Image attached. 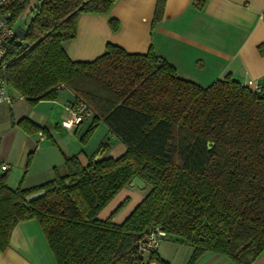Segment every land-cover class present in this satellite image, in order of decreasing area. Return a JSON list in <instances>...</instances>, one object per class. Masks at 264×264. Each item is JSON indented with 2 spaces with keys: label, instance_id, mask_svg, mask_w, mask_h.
Instances as JSON below:
<instances>
[{
  "label": "trees",
  "instance_id": "obj_1",
  "mask_svg": "<svg viewBox=\"0 0 264 264\" xmlns=\"http://www.w3.org/2000/svg\"><path fill=\"white\" fill-rule=\"evenodd\" d=\"M116 1L38 0L25 15L28 0L1 5L24 31L5 42L7 92L33 106L68 89L91 116L81 142L102 122L126 149L104 156V141L86 162L66 156V174L29 188L9 187L1 172L0 250L17 223L36 219L57 264H169L158 249H139L149 226L181 238L191 248L187 264L206 252L255 264L264 251V87L255 92L230 75L202 86L151 48L133 53L111 42L93 60H71L64 44L75 38L79 15L107 13ZM163 9L157 0L153 22ZM109 24L119 27L115 18ZM13 123L28 134L47 132L25 117ZM135 176L147 188L137 205L114 221L125 197L102 217Z\"/></svg>",
  "mask_w": 264,
  "mask_h": 264
},
{
  "label": "crops",
  "instance_id": "obj_2",
  "mask_svg": "<svg viewBox=\"0 0 264 264\" xmlns=\"http://www.w3.org/2000/svg\"><path fill=\"white\" fill-rule=\"evenodd\" d=\"M37 1L28 0L23 15ZM163 2V16L158 22H153L157 0H117L107 13L79 15L75 38L64 44L67 56L75 61H90L100 56L111 42L133 53L151 48L171 63L179 76L202 86L227 75L242 84L248 80L264 84V0ZM110 18L118 20L116 31L111 29ZM9 93L17 98L12 103L0 104V128L8 130L6 136L10 134L11 140L20 133L17 156L21 166L19 171H11L13 159L9 153H1L5 136L0 135V173L4 172L2 164L9 166V187L29 188L64 175L66 156L78 154L86 162L98 149L91 139L82 143L79 138L90 123V115H84L79 124L71 127L66 123L69 108L76 100L70 90L64 88L55 100H41L33 106L16 92ZM23 117L47 132L26 133L13 123ZM97 129L103 132V138H116L102 122L93 134ZM30 151L34 152L24 174ZM0 264H57L36 219L16 224L9 245L0 250ZM195 264L233 263L219 253L206 252ZM255 264H264V251Z\"/></svg>",
  "mask_w": 264,
  "mask_h": 264
},
{
  "label": "rangeland",
  "instance_id": "obj_3",
  "mask_svg": "<svg viewBox=\"0 0 264 264\" xmlns=\"http://www.w3.org/2000/svg\"><path fill=\"white\" fill-rule=\"evenodd\" d=\"M97 130L98 131H96L95 134H93L95 131L93 130L91 135L88 137L87 142L89 141V139H91V144L93 143L94 148L99 146L101 141L109 142V145L106 147V150L104 152V156L117 157L125 151L126 147L120 139H113L110 136H108V138H103V132H101L100 129ZM7 132L8 130L6 128H0V135L5 136L1 153H9V155L13 159V162H11V171L17 172L20 170L19 168H21V166H19L18 164L19 162L17 156L18 147L20 145V133L15 134L11 140L12 136H10V134L6 136ZM37 145L40 146V142ZM30 161L27 163L26 160V162L24 163V174L26 173L25 170L29 167ZM30 174L31 172L28 174V176ZM146 192L147 188L139 189L136 186H125L122 191L104 209V211H102V217L106 216V214H108L113 208H115L121 200H123L125 197H128L127 202L116 213L114 217V221L121 222L132 211V209L137 205V203L145 195ZM158 253L164 259H166L169 264H187V261L191 254V248L183 243L181 238L177 236H168L167 238L161 240Z\"/></svg>",
  "mask_w": 264,
  "mask_h": 264
},
{
  "label": "built area",
  "instance_id": "obj_4",
  "mask_svg": "<svg viewBox=\"0 0 264 264\" xmlns=\"http://www.w3.org/2000/svg\"><path fill=\"white\" fill-rule=\"evenodd\" d=\"M5 0H0V65L3 62L5 56V42L15 35V28L9 23V12H3L1 10V5ZM247 87L251 88L255 92H261L264 84L257 82L255 80H248L244 83ZM12 103L13 97L7 92V85L3 78H0V104L2 103ZM84 115H89V111L86 105L80 101L76 100L74 105L69 108V116L66 120L68 126H73L78 124ZM41 134V133H39ZM42 137V135H41ZM9 166L6 164L1 165L2 170H8ZM166 237V232L158 226H149L147 230L143 233V237L139 242V249L145 253L149 254L159 248L161 240ZM149 264H155L151 261Z\"/></svg>",
  "mask_w": 264,
  "mask_h": 264
},
{
  "label": "water",
  "instance_id": "obj_5",
  "mask_svg": "<svg viewBox=\"0 0 264 264\" xmlns=\"http://www.w3.org/2000/svg\"><path fill=\"white\" fill-rule=\"evenodd\" d=\"M15 36L22 39L24 37V31L21 28H16L15 29ZM128 185L136 186L139 189H143L145 187V182L141 178H139L138 176H135L131 179V181L129 182ZM44 193H45L44 191H39V192L30 194L29 196H27V200L32 201V200L40 197Z\"/></svg>",
  "mask_w": 264,
  "mask_h": 264
}]
</instances>
